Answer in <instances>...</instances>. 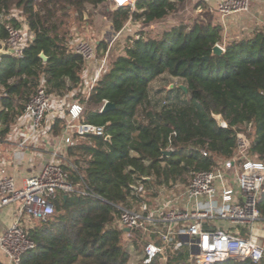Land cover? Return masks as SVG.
<instances>
[{"label": "trees", "instance_id": "1", "mask_svg": "<svg viewBox=\"0 0 264 264\" xmlns=\"http://www.w3.org/2000/svg\"><path fill=\"white\" fill-rule=\"evenodd\" d=\"M105 1L0 0V17L16 10L34 35L22 59L6 54L0 58V136L22 114L41 83L48 94L61 97L72 91L85 69L82 57L67 49L58 35L56 10L82 17L87 5L96 7ZM184 1L137 0L134 10L119 7L106 14L116 32L127 20L163 19ZM206 13L207 20L189 28L179 25L158 37L128 40L122 54L108 57V66L87 99L80 89L74 93L73 99L85 103L86 120L105 126L110 140L75 138L66 148L70 163L64 166L74 191L55 200L52 214L26 229L35 246L19 264H127L129 242L137 246L139 234L125 237L116 223L115 205H137V181L148 190L151 185L184 181L182 176L189 171L208 170L232 156L236 133L249 125L253 132L248 154L264 161V31L223 42L213 12ZM7 24L19 22L0 18V45ZM215 44L224 48L219 55L212 53ZM100 47L106 49L102 43L97 50ZM40 52L47 56L45 62ZM163 74L179 82L159 100L157 109L149 83ZM103 101L114 103V110L99 111ZM139 107H143L142 120L136 118ZM213 114L224 118L227 128L218 127ZM62 125L63 119L56 117L52 132L58 134ZM169 148L171 155L164 154ZM258 209L264 217V196ZM221 264H264V258Z\"/></svg>", "mask_w": 264, "mask_h": 264}, {"label": "built area", "instance_id": "2", "mask_svg": "<svg viewBox=\"0 0 264 264\" xmlns=\"http://www.w3.org/2000/svg\"><path fill=\"white\" fill-rule=\"evenodd\" d=\"M110 1L115 9L130 7L132 10L137 2ZM251 1L219 0L216 9L223 17L247 12ZM0 18H15L19 22L18 26L6 25V39L0 45V58L6 54L22 59L24 50L34 38L33 32L16 10ZM122 28L115 32V37ZM73 51L82 57L85 64L95 59L94 48L84 39L76 43ZM105 60L106 57L102 59V67ZM101 70L95 71L84 99L89 96L99 77L96 74ZM76 91H72L73 95ZM2 92L0 84V95ZM53 97L41 83L25 103L19 118L22 121L23 117H28L29 125L15 142L18 149L39 139L44 125L49 122L48 118L63 119L61 133L39 172L25 178L23 185L17 187L14 178L6 175L3 168L0 169V207L11 205L15 208L11 225L0 234V251L5 257V264L20 263L22 256L35 246L26 229L45 220L53 212L54 201L74 191L64 166L67 164L63 160L64 147L72 145L75 138L107 135L105 126L86 120L84 102L74 100L65 112L61 102H55ZM215 115L220 117L217 126L227 128V121L219 114ZM242 129L236 133L232 156L218 160L208 170L191 172L180 196L151 205L142 199L140 193L144 191V185L137 181V186H134L139 201L137 205H115L118 209L116 223L129 230L125 232V237L131 239L136 231L139 234L137 246L141 249L135 264H221L229 259H249L256 263L264 258V247L254 234L261 218L258 203L264 196V161L248 154L252 127L243 126ZM49 130L50 125H47L46 131ZM200 151L207 155L205 149ZM78 193L86 192L79 190ZM174 202L182 205L174 206ZM176 256L181 257L175 260Z\"/></svg>", "mask_w": 264, "mask_h": 264}, {"label": "rangeland", "instance_id": "3", "mask_svg": "<svg viewBox=\"0 0 264 264\" xmlns=\"http://www.w3.org/2000/svg\"><path fill=\"white\" fill-rule=\"evenodd\" d=\"M202 3L203 2L200 0H185L179 5L177 12L171 13L163 19L155 20L150 23H145L140 20H127L117 37H115L116 33L112 29L110 19L106 14L107 11H113L115 9L110 0H106L104 4L96 7L87 5L82 17L73 11L65 15L62 10H56L57 12L54 19L60 23L58 27V35L67 49L73 51L76 43L80 39H84L85 41H88L95 50V59L85 64L84 71L86 73V80L83 83V89L81 90L82 95H85L90 88L93 77L95 76L93 71H96L97 69L99 71V69L102 68L101 72L96 74L97 76H100L108 66V57L122 54L128 40L137 38L138 35L144 37H158L171 27L181 25L185 28H189L196 21H201L203 18L207 20L206 12L209 9H207L208 7L206 4L203 3V5ZM100 43L105 45V48H108L107 53L106 49L103 47H100L97 50ZM105 57L106 60L102 67V59ZM178 82L179 79L172 78L168 74H163L149 83V95L150 98L154 100L152 103L155 104L157 109L160 108L159 100L166 98L167 91L171 90V88H169L170 84H173V88ZM72 95L73 94H71V96ZM53 98L55 102H61V108L65 109L66 112L67 105L72 99H65L57 96H54ZM143 115V107H139L136 118L142 120ZM246 129L247 128L245 127V130ZM190 177L191 172L189 171L182 176L184 181L178 179L172 185H151L148 190L144 188V191L145 189L146 191L142 192V198L146 199L151 205H157L165 200L178 197L182 193L184 186ZM129 245L128 249L130 251V258L127 264H135L137 263V257L141 248L139 246Z\"/></svg>", "mask_w": 264, "mask_h": 264}, {"label": "crops", "instance_id": "4", "mask_svg": "<svg viewBox=\"0 0 264 264\" xmlns=\"http://www.w3.org/2000/svg\"><path fill=\"white\" fill-rule=\"evenodd\" d=\"M200 1L207 5V9H209V11L213 12V21L221 26L223 42L236 37L240 38L250 36L255 31L260 29L264 31V0H252L247 12L233 13L225 17L221 16L216 9L219 0ZM93 72L95 73V71ZM85 76L86 73L83 71V73L79 76L78 84L72 89V91L83 89V83L86 80ZM72 91L68 92V94L64 96H61L65 99H72L67 106H69L74 100H77L73 99V95L71 96V94H73ZM22 114L20 116H22ZM20 116L9 126L8 132L5 133V135L0 136V169L3 168L6 175L14 178L17 187H21L23 185L25 178L39 172L40 168L49 157L53 144H55V140L60 135L62 129H60L58 134L53 133L52 125L54 119L48 118L49 122L47 125H50V130L46 131L47 125H44L37 141L31 142L23 149H18L15 142L22 137L24 132L27 131L29 125V118L25 116L21 121L19 120V118H21ZM66 148L67 147H64L62 152L64 158L63 160L70 163L69 158L66 155ZM178 205L180 206L182 204L174 202V206ZM14 209V206L11 205L0 207V234L11 225L15 211ZM254 234L259 244L264 247V217L261 216L260 220L256 224ZM0 261L5 264V257L1 251Z\"/></svg>", "mask_w": 264, "mask_h": 264}, {"label": "water", "instance_id": "5", "mask_svg": "<svg viewBox=\"0 0 264 264\" xmlns=\"http://www.w3.org/2000/svg\"><path fill=\"white\" fill-rule=\"evenodd\" d=\"M223 51H224V48H223L221 45H219V44H215V45L212 47V53L215 54V55H219V54H221ZM38 56H39L44 62L47 60V56H46L43 52H40V53L38 54ZM172 86H173V84H170L169 88H172ZM178 86L181 87L185 92L187 91L186 87H185L183 84H179ZM114 108H115V104H114V103H112V102H110V101H105V103H104L103 106H102L101 111H110V110H114ZM213 118H214L216 124L219 125V124H220V117L217 116V115H215V116H213ZM105 139H106V140H110V135L107 134V135L105 136ZM163 153H164V154H167V155H171L172 150H167V151H164ZM65 197H66V194L63 195V198H65ZM123 231H124V232H128L129 230H128V228H123Z\"/></svg>", "mask_w": 264, "mask_h": 264}]
</instances>
